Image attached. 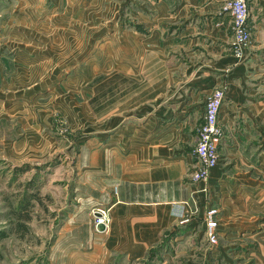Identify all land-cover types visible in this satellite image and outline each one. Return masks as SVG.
Masks as SVG:
<instances>
[{
    "label": "crops",
    "instance_id": "crops-1",
    "mask_svg": "<svg viewBox=\"0 0 264 264\" xmlns=\"http://www.w3.org/2000/svg\"><path fill=\"white\" fill-rule=\"evenodd\" d=\"M104 2L106 146L79 149L75 197L60 229L64 244H77L61 255L54 245L52 261L174 259L191 248L211 207L220 238L232 242L194 241L205 260H229V247L244 244L233 241L245 238L258 244L248 256L264 259V0H248L252 42L241 56L231 48L226 0ZM128 16L134 30L124 27ZM215 87L226 92L220 158L207 181H194L198 126ZM99 204L110 216L104 230L91 210Z\"/></svg>",
    "mask_w": 264,
    "mask_h": 264
},
{
    "label": "rangeland",
    "instance_id": "rangeland-1",
    "mask_svg": "<svg viewBox=\"0 0 264 264\" xmlns=\"http://www.w3.org/2000/svg\"><path fill=\"white\" fill-rule=\"evenodd\" d=\"M102 1L0 0V264H55L54 245L61 255L77 244H64L60 229L75 197L78 152L82 145L106 146ZM129 18L124 27L134 30ZM246 240L233 241L244 244L229 247L230 259L215 264H264L248 256L257 240ZM194 241L209 243L205 228L196 225L191 248L174 259L120 256L113 264H210Z\"/></svg>",
    "mask_w": 264,
    "mask_h": 264
},
{
    "label": "built area",
    "instance_id": "built-area-1",
    "mask_svg": "<svg viewBox=\"0 0 264 264\" xmlns=\"http://www.w3.org/2000/svg\"><path fill=\"white\" fill-rule=\"evenodd\" d=\"M224 7L232 15L233 38L231 48L235 54L241 56L252 42V31L249 24V2L248 0H226ZM225 93L224 87H215L207 96L203 120L198 126L195 153L199 165L192 173L194 181H207L211 169L219 161L218 144L223 135V129L219 121V112L225 99ZM95 210L100 215H95ZM93 213L96 225L100 221L105 222L106 226L108 225L110 216L107 208H94ZM217 213L218 208L211 207L205 215V234L210 244H217L220 238Z\"/></svg>",
    "mask_w": 264,
    "mask_h": 264
},
{
    "label": "water",
    "instance_id": "water-1",
    "mask_svg": "<svg viewBox=\"0 0 264 264\" xmlns=\"http://www.w3.org/2000/svg\"><path fill=\"white\" fill-rule=\"evenodd\" d=\"M98 214H99V212H98ZM97 227L100 230H104L106 228V224H105V222L100 221V222L97 223Z\"/></svg>",
    "mask_w": 264,
    "mask_h": 264
},
{
    "label": "bare ground",
    "instance_id": "bare-ground-1",
    "mask_svg": "<svg viewBox=\"0 0 264 264\" xmlns=\"http://www.w3.org/2000/svg\"><path fill=\"white\" fill-rule=\"evenodd\" d=\"M96 215H100V213L98 214V212H96Z\"/></svg>",
    "mask_w": 264,
    "mask_h": 264
}]
</instances>
